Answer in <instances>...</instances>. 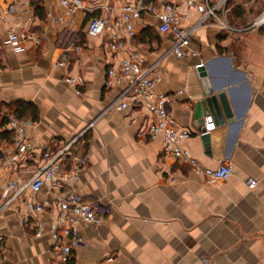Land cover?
<instances>
[{"label": "crops", "instance_id": "obj_1", "mask_svg": "<svg viewBox=\"0 0 264 264\" xmlns=\"http://www.w3.org/2000/svg\"><path fill=\"white\" fill-rule=\"evenodd\" d=\"M83 2L84 8L67 13L60 0H0V133L9 132V138L0 137V186L27 179L46 153L77 136L71 149L87 161L74 184L97 203L103 222L79 227L82 241L73 246L70 264H264V24L233 34L212 24L199 26L188 52L178 57L171 34L160 32L150 14L142 13L129 35L120 19L123 0ZM9 4L14 12L7 13ZM235 4L245 7L239 0ZM99 15L113 23L89 35L88 22ZM254 16L233 19L243 26ZM198 17L196 9L181 8L182 26ZM23 29L40 39L13 51L4 41L10 30ZM113 31L124 41L116 53L107 47ZM71 39L81 49L57 65ZM130 56L139 70L151 67L152 91L166 98L176 125L191 130L181 146L200 166L213 169L219 161H232L226 179L205 183L203 173L164 152L162 133L150 135L151 113L129 103L131 93L123 92L127 81L108 70ZM198 63L207 71L204 81ZM206 87L227 91L237 120L219 122L216 113L215 118L204 113L203 124L207 116L214 123L210 153L194 117ZM122 101L128 104L118 105ZM18 102L37 109L36 119L20 118L30 121L22 129L34 146L10 162L15 148L5 114L14 113ZM248 177L257 180L253 188L246 185ZM62 188L46 183L38 192L26 189L0 215L3 264H51V236L33 234L32 222L40 219L46 229L53 227ZM43 200L51 206L19 221L28 203Z\"/></svg>", "mask_w": 264, "mask_h": 264}, {"label": "built area", "instance_id": "obj_2", "mask_svg": "<svg viewBox=\"0 0 264 264\" xmlns=\"http://www.w3.org/2000/svg\"><path fill=\"white\" fill-rule=\"evenodd\" d=\"M230 0H123L120 6V19L125 25L129 35L134 34L133 23L137 21L142 13L150 14L158 20V30L162 33H168L172 36L171 50L178 57L184 56L188 50L187 45L191 40V35L196 28L205 24H212L220 31L227 34L240 33L242 31L252 30L264 24V8L245 25L236 26L230 23L227 17ZM25 3V2H24ZM61 5L67 13L74 12L77 9L84 8L83 0H60ZM194 8L199 12L198 19L192 25L184 27L180 23L181 8ZM15 11L14 4H9L7 13ZM109 23H113L111 18L106 16H94L87 25L89 35H98L106 29ZM40 36L31 30H10L5 44H8L13 51L22 50L24 43L38 42ZM72 39L66 43L60 60L57 65L67 60L73 52L81 49L78 44L71 43ZM124 46L123 38L120 34L113 31L108 35L107 47L113 52H119ZM202 63L196 64V67ZM109 73L114 78H124L127 81L125 92H130L132 98L129 103L139 107H145L152 115V122L149 128L150 135L154 136L162 133L164 136V152L173 158L185 162L195 170L205 175V183H214L226 179L233 171V163L230 159L219 161L215 168H203L200 163L190 154L188 149L181 146V141L191 135V130L179 128L176 125L173 113L166 107V98L161 94L152 91L155 84V78L150 76L151 67L139 70L136 64L135 56L120 58L117 65L109 69ZM68 82L75 83L74 78H68ZM121 94V96L124 95ZM128 104L126 101L118 105L124 107ZM7 118L6 128L12 132L10 141L13 143L15 152L9 156L10 162L16 161L31 151L34 142L29 140L22 129L23 125L30 124L29 120L18 118L15 113L8 111L5 114ZM204 130H198L201 135L214 128V123L210 116H207ZM76 137L65 142L62 147L53 154L46 153L44 162L36 164L32 174L25 180L13 178L0 186V215L5 209L11 208L14 199L22 195L29 189L38 192L46 183H61L62 191L57 198L56 213L53 217V227L49 230L45 228L40 219H33V234L42 235L45 233L51 236V252L53 257L51 264H70L69 255L74 245L82 241L79 227L82 225L95 224L103 222L97 203L89 200L80 194L74 182L79 176L81 165L87 161V157H80L72 151V145ZM71 149V150H70ZM257 180L252 177L246 179L248 188H253ZM27 203V202H26ZM48 200L42 202L28 203V212L18 216L21 223H25L27 217L33 212H43L45 208L50 207ZM55 253V255H54ZM57 254V255H56ZM4 250L0 240V264H3Z\"/></svg>", "mask_w": 264, "mask_h": 264}, {"label": "water", "instance_id": "obj_3", "mask_svg": "<svg viewBox=\"0 0 264 264\" xmlns=\"http://www.w3.org/2000/svg\"><path fill=\"white\" fill-rule=\"evenodd\" d=\"M197 75L201 81L205 80L207 71L205 70L204 64L197 67ZM207 112L212 113L214 118L217 115L219 122L227 121L228 123H236L237 121L227 97V91L223 88L214 90L211 87H206L203 89L201 98L195 102L194 117L201 122L200 130L205 129L203 115ZM201 139L205 150L210 153L211 140L209 132L201 134Z\"/></svg>", "mask_w": 264, "mask_h": 264}, {"label": "trees", "instance_id": "obj_4", "mask_svg": "<svg viewBox=\"0 0 264 264\" xmlns=\"http://www.w3.org/2000/svg\"><path fill=\"white\" fill-rule=\"evenodd\" d=\"M228 6H229V10L227 12L228 20L230 21V23L237 26L238 24L235 23V20L233 18H238L242 16L244 13H246V8L243 7L241 4L232 5L231 3H228ZM262 8H264V6ZM261 9H259L257 12H259ZM141 37L143 38L144 35H142ZM14 113L18 118H25V117H30L32 119L37 118V109L34 107V105L27 102H18L14 110ZM0 137L9 138V132L7 131L4 133H0Z\"/></svg>", "mask_w": 264, "mask_h": 264}, {"label": "rangeland", "instance_id": "obj_5", "mask_svg": "<svg viewBox=\"0 0 264 264\" xmlns=\"http://www.w3.org/2000/svg\"><path fill=\"white\" fill-rule=\"evenodd\" d=\"M238 0H231L230 3L232 5H236L235 3ZM245 4L246 8V14H248V17L254 15L255 13H258L257 11L261 9L264 6V0H239Z\"/></svg>", "mask_w": 264, "mask_h": 264}]
</instances>
